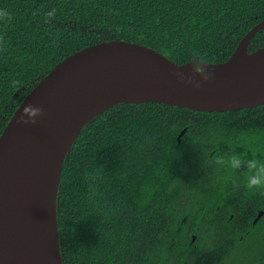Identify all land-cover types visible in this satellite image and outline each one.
I'll use <instances>...</instances> for the list:
<instances>
[{
	"label": "trees",
	"instance_id": "obj_1",
	"mask_svg": "<svg viewBox=\"0 0 264 264\" xmlns=\"http://www.w3.org/2000/svg\"><path fill=\"white\" fill-rule=\"evenodd\" d=\"M0 9L11 13L0 19V136L29 92L87 47L119 40L178 65L221 64L264 21V0H0ZM263 47L261 30L248 50ZM233 154L243 158L240 169L221 163ZM253 158L264 162V105L227 112L157 102L108 109L83 128L63 164L57 197L63 264H186L194 254L216 263L222 236L235 244L230 264H264V248L255 256L236 249L249 237L264 244V216L245 233L235 232L229 218L231 197L239 194L256 199L255 215L264 211V190L247 187Z\"/></svg>",
	"mask_w": 264,
	"mask_h": 264
},
{
	"label": "water",
	"instance_id": "obj_2",
	"mask_svg": "<svg viewBox=\"0 0 264 264\" xmlns=\"http://www.w3.org/2000/svg\"><path fill=\"white\" fill-rule=\"evenodd\" d=\"M264 30V21L240 41L231 58L221 64L192 61L178 65L144 45L102 42L72 54L52 69L25 97L0 136V264H63L57 221V197L63 164L83 128L120 103L157 102L200 112H227L264 105V61L240 65L243 52ZM120 100L87 120L72 146H65L76 122L92 107L115 95ZM43 108L36 123H23V109ZM184 130L181 135L185 133ZM61 153H64L61 154ZM60 160L59 173L54 161ZM57 176V179L55 178ZM20 206L16 215L14 206ZM36 227L41 243L36 260L23 262L16 252L3 253L2 244L20 230Z\"/></svg>",
	"mask_w": 264,
	"mask_h": 264
},
{
	"label": "bare ground",
	"instance_id": "obj_3",
	"mask_svg": "<svg viewBox=\"0 0 264 264\" xmlns=\"http://www.w3.org/2000/svg\"><path fill=\"white\" fill-rule=\"evenodd\" d=\"M264 61V51L256 56H247L245 52L242 53L240 56L238 63L240 65L244 64H253L257 62H263ZM143 97H139L136 95H115L112 99L105 100L102 102V104L94 106L91 108L90 111L86 113L85 117H82L80 120L76 122V126L73 128L71 134L67 135L65 138V146L67 148H70L80 131V129L83 127L84 123L87 120H90L91 118L95 117L96 115L100 114L102 111L106 110V108H109L112 104L116 103L120 100H140ZM64 155V153H61ZM60 170V160L54 161V172L55 174L59 173ZM57 179V176H55ZM4 204V202H3ZM3 204L0 207V216L3 215L2 208ZM20 206L16 205L13 207L15 214L20 215L21 210ZM11 243L6 244L3 243L2 251L3 253L10 254L11 252H16L23 258V262H29L32 260H36V256L39 253V251L36 249V247L41 243L42 239L39 234V231L36 227L28 228L25 230H20L17 235H13V238L11 239Z\"/></svg>",
	"mask_w": 264,
	"mask_h": 264
},
{
	"label": "flooded vegetation",
	"instance_id": "obj_4",
	"mask_svg": "<svg viewBox=\"0 0 264 264\" xmlns=\"http://www.w3.org/2000/svg\"><path fill=\"white\" fill-rule=\"evenodd\" d=\"M232 203H233V208L235 213L229 215V218L234 220V231H240V233H245L244 231H246V229H244L245 226H249L251 225V227H255L258 225V223L260 222V220L262 219V217L264 216V211H258V213L255 215V207H256V199H254L253 196L249 197V196H245L243 194H239L236 196H232ZM245 199V204H241V202ZM248 200V201H247ZM225 215V213H224ZM252 218L251 223H249L247 221V219ZM251 220V219H250ZM224 225H220L219 228L221 229V233L224 234L226 228L224 227ZM247 233V232H246ZM252 235H255L254 232H252ZM243 239V238H241ZM251 237H249L247 239V241L244 244H241V246L236 247V249H244L247 250L249 256H255L256 255V248L258 247H262L264 248V244H260L259 239L255 238L254 240H250ZM196 241V237H194V239ZM221 240V241H220ZM220 242H218L216 248L218 250V254H217V258L216 259V263L215 260H213L211 257H205L204 258V263L203 264H213L212 262H214L215 264H230L231 259L234 257L235 252L233 253L232 251H230L235 244L233 243V239L228 237V236H222L219 239ZM207 246V245H206ZM202 251H206V250H202ZM201 251V252H202ZM207 253L205 252V255ZM192 255V254H191ZM227 257V259H226ZM263 257H264V253H263ZM212 261V262H211ZM248 262V261H246ZM264 263V260L262 261ZM254 264V260L253 262H251ZM186 264H192V258L187 260Z\"/></svg>",
	"mask_w": 264,
	"mask_h": 264
},
{
	"label": "clouds",
	"instance_id": "obj_5",
	"mask_svg": "<svg viewBox=\"0 0 264 264\" xmlns=\"http://www.w3.org/2000/svg\"><path fill=\"white\" fill-rule=\"evenodd\" d=\"M49 16L53 15L52 12L48 13ZM11 13L7 9H0V19H10ZM43 113V108L34 104H29L23 109L21 121L25 124L36 123V118ZM243 158L240 155L233 154L222 160L227 167L232 170L240 169ZM248 175L247 187L250 190H264V162L255 158L247 161Z\"/></svg>",
	"mask_w": 264,
	"mask_h": 264
},
{
	"label": "rangeland",
	"instance_id": "obj_6",
	"mask_svg": "<svg viewBox=\"0 0 264 264\" xmlns=\"http://www.w3.org/2000/svg\"><path fill=\"white\" fill-rule=\"evenodd\" d=\"M241 204H245V199L241 202ZM216 241H217L216 235L213 232V240H212L213 245H215ZM203 263H204V261L200 259V256H198L197 254H194L193 255V257H192V264H203ZM212 263L215 264L214 262H212Z\"/></svg>",
	"mask_w": 264,
	"mask_h": 264
}]
</instances>
